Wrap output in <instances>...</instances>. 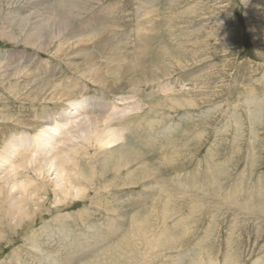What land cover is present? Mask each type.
<instances>
[{
    "label": "rangeland",
    "instance_id": "rangeland-1",
    "mask_svg": "<svg viewBox=\"0 0 264 264\" xmlns=\"http://www.w3.org/2000/svg\"><path fill=\"white\" fill-rule=\"evenodd\" d=\"M263 182L264 0H0V264H264Z\"/></svg>",
    "mask_w": 264,
    "mask_h": 264
},
{
    "label": "bare ground",
    "instance_id": "bare-ground-1",
    "mask_svg": "<svg viewBox=\"0 0 264 264\" xmlns=\"http://www.w3.org/2000/svg\"><path fill=\"white\" fill-rule=\"evenodd\" d=\"M24 1V0H23ZM61 19V18H60ZM63 19V18H62ZM61 19V20H62ZM63 22V21H62ZM59 35V34H58ZM104 82V81H103ZM166 89V88H165ZM163 90V89H162ZM167 92V91H166ZM176 102V101H174ZM185 102V101H184ZM254 102V101H253ZM252 103V102H251ZM95 103H93V101H90L88 102L87 104H85L84 101H81V102H78V103H73L72 104V108L70 109V111L67 113L68 117L66 120H63V121H68L70 123H73L75 122V120H77L78 118H80L81 116V113H84V112H95L97 110V112L101 113L102 117H106L107 115H112L113 112H110L108 113L107 112V109L103 110L102 109V101L101 100H97V106H93ZM121 104V103H120ZM181 104V103H180ZM183 104V103H182ZM257 104V103H256ZM255 104V105H256ZM176 105V104H175ZM248 105V104H247ZM180 106V105H179ZM117 107V106H115ZM256 109V108H255ZM257 110V109H256ZM251 111V110H249ZM193 113V112H192ZM253 114V113H250V115ZM255 114V113H254ZM186 116V115H185ZM61 117V116H60ZM188 117V116H187ZM254 117V116H253ZM91 113H88V114H85L84 115V119H83V123H84V126L85 127H88L90 124H91ZM96 119L93 118V127L96 128ZM127 125H129V123H127ZM177 126V125H176ZM45 129H48L49 131H52L53 128H52V125L51 124H47L45 127ZM178 128V127H177ZM112 132L116 135L118 133V131L116 129H111ZM135 132V130H134ZM138 132V131H137ZM145 132V131H144ZM191 134V133H190ZM43 137H45L44 139L46 140V142L48 143V136L46 135L45 132H43ZM44 139H42V141H44ZM102 140V139H101ZM117 140V139H116ZM116 140H107L105 141L104 144H108V143H112ZM144 143V142H143ZM215 148V147H214ZM217 150V148H216ZM113 154H116L117 155V159L110 163L109 165L112 167V169H118V167H124V166H132L134 164L135 161H137L139 159V155L127 150L125 151L124 153H122V149L121 147L118 148V151L114 150L113 151ZM214 151L210 150L209 153H208V157H207V162H206V166L204 167V170L203 172L200 174V178H197L195 176H192L191 180L192 181H195L197 182V185L193 183V187L189 186L190 189L188 188L187 189V192L189 194V196H199V198L202 200L203 199V203H216V204H212V206L217 209L216 212L219 214L221 211L220 207L218 206V204L220 205H223V204H227V200H232L233 199V202H238L240 199L236 196V194L239 192V189H238V185L237 183L235 182L233 185V188L231 187L230 190H226L224 191L223 190V194H224V198H223V195L221 193V197L219 198V196L216 195V192L218 190H220L221 188V183H220V179H221V175H217V172L219 171H222V168L221 166L219 165V163H215L214 162ZM67 158V154L62 152V155L60 156H49L47 158H45L43 160V162H41V164H37L35 165L38 166V168L36 167V169H39L41 170V167L42 166H45L49 163V161H52L53 160V163L56 165L57 167V170L58 172H60L62 170V161H64L65 159ZM27 163L29 165L32 164V160L30 158L27 159ZM224 166V165H222ZM10 169H11V166H10ZM224 169V168H223ZM227 169V168H226ZM81 173H82V177L85 178L86 177V174L85 172L81 169L80 170ZM9 172V171H8ZM9 174H12V173H9ZM8 175V174H7ZM243 176V175H242ZM5 177V176H3ZM9 178V177H8ZM245 178V177H244ZM243 178V179H244ZM7 180V179H6ZM226 180V179H225ZM202 181V182H201ZM237 181V180H236ZM246 181V179H245ZM168 184L166 186V188L170 191L173 192V196L174 198L176 199H180V198H185L183 195L184 193L183 192H178V191H175L173 188H177L179 190H185V188L178 184V183H171L170 181H167ZM238 182V181H237ZM248 182V181H247ZM264 183V182H263ZM262 183V184H263ZM164 184V183H163ZM251 184V183H250ZM259 184V183H258ZM191 185V183H190ZM224 186V185H223ZM252 186V185H251ZM259 186V185H258ZM187 187V186H186ZM164 188V187H162ZM204 188H207V192L206 193H200L202 192V189ZM21 189L25 190V188L21 187ZM223 189V188H222ZM227 189V188H226ZM200 190V191H199ZM255 190V189H254ZM253 190V192H254ZM258 190V189H257ZM26 191V190H25ZM70 191H74L76 193H80V192H83V188L82 187H79V186H69L68 187V190L67 192H70ZM28 192V191H27ZM190 192V193H189ZM219 192V191H218ZM247 192V191H246ZM252 192V193H253ZM242 194V193H241ZM249 194V193H248ZM253 195L252 194V197L251 195L250 196H247L249 198L246 197V199H249V201H254L253 200ZM259 195V194H258ZM263 195V194H262ZM163 196H166L165 199H167V194L164 193ZM264 196V195H263ZM188 197V196H187ZM192 198V197H191ZM256 198V197H255ZM188 199H190L188 197ZM206 199H209V201H206ZM261 199V198H260ZM192 200V199H191ZM264 199L260 200L261 204H262V201ZM193 201V200H192ZM220 201H226V202H222L220 203ZM259 201V200H257ZM191 202V201H190ZM194 202V201H193ZM264 202V201H263ZM240 203V201H239ZM252 203V202H251ZM194 204V203H193ZM230 204V203H229ZM253 204V203H252ZM228 205V204H227ZM191 206V205H190ZM194 206V205H193ZM199 206V205H198ZM211 205H209L210 207ZM225 206V205H224ZM231 206V205H229ZM241 206L247 208V205L246 203H241ZM251 206V205H250ZM264 206V204H263ZM261 205V207H263ZM195 207V206H194ZM249 207V206H248ZM193 208V207H192ZM223 208V206H222ZM226 208H229L228 206ZM225 208V209H226ZM244 209V208H243ZM249 209V208H248ZM263 209V208H262ZM227 210V209H226ZM252 210V209H251ZM220 211V212H219ZM231 211V210H230ZM241 211V210H240ZM246 211V210H245ZM257 211V210H256ZM255 211V212H256ZM259 211V210H258ZM232 213V212H231ZM249 213V212H248ZM264 213V212H263ZM251 214V213H249ZM259 216H263L262 214L260 213H257ZM258 218V217H257ZM199 264H202L201 262Z\"/></svg>",
    "mask_w": 264,
    "mask_h": 264
}]
</instances>
